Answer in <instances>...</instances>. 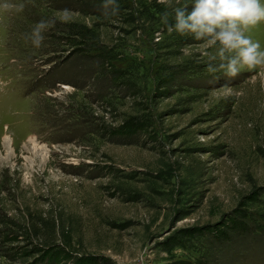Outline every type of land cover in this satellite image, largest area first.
I'll return each instance as SVG.
<instances>
[{
  "label": "rangeland",
  "instance_id": "374dc122",
  "mask_svg": "<svg viewBox=\"0 0 264 264\" xmlns=\"http://www.w3.org/2000/svg\"><path fill=\"white\" fill-rule=\"evenodd\" d=\"M12 2L0 264H264V69L229 77L234 53L169 33L158 0ZM63 9L40 48L25 39ZM248 35L264 49V21Z\"/></svg>",
  "mask_w": 264,
  "mask_h": 264
},
{
  "label": "clouds",
  "instance_id": "9594fccd",
  "mask_svg": "<svg viewBox=\"0 0 264 264\" xmlns=\"http://www.w3.org/2000/svg\"><path fill=\"white\" fill-rule=\"evenodd\" d=\"M158 3L173 9L174 28L169 23V12H164L161 17L169 33L192 34L197 40L206 37V45L218 43L222 54L234 53L226 64L229 77L238 76L243 68L264 69V49L248 35L253 27L264 21V3L261 0H192L191 7H174L173 0H158ZM179 3L180 0H175V4ZM99 7L105 15H116L120 9L117 0H102ZM24 8V3L0 0V12H22ZM72 20L70 10L57 11L52 18L35 23L30 33L25 34V39H30L34 47L40 48L45 39L44 33L53 28L57 21L70 23ZM222 94L227 98L231 90L226 88Z\"/></svg>",
  "mask_w": 264,
  "mask_h": 264
}]
</instances>
